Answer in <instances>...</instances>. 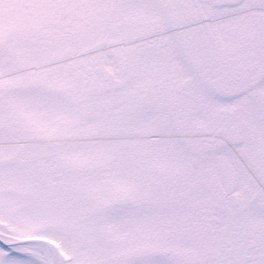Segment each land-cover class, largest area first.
<instances>
[{
    "label": "snow or ice",
    "instance_id": "6c2138e0",
    "mask_svg": "<svg viewBox=\"0 0 264 264\" xmlns=\"http://www.w3.org/2000/svg\"><path fill=\"white\" fill-rule=\"evenodd\" d=\"M0 264H264V0H0Z\"/></svg>",
    "mask_w": 264,
    "mask_h": 264
}]
</instances>
